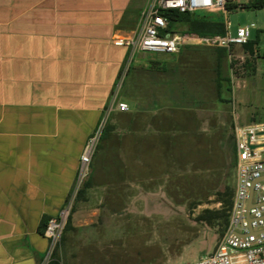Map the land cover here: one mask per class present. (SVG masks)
Returning a JSON list of instances; mask_svg holds the SVG:
<instances>
[{
	"label": "crops",
	"instance_id": "1",
	"mask_svg": "<svg viewBox=\"0 0 264 264\" xmlns=\"http://www.w3.org/2000/svg\"><path fill=\"white\" fill-rule=\"evenodd\" d=\"M145 4L0 0V264L43 263L44 224L65 204L116 93L128 110L109 115L87 194L124 196L138 168L157 180L159 166L170 164L165 151L170 136L183 135L172 124L188 108V81L175 63L114 41L131 35ZM67 244L58 249L62 264Z\"/></svg>",
	"mask_w": 264,
	"mask_h": 264
},
{
	"label": "rangeland",
	"instance_id": "2",
	"mask_svg": "<svg viewBox=\"0 0 264 264\" xmlns=\"http://www.w3.org/2000/svg\"><path fill=\"white\" fill-rule=\"evenodd\" d=\"M206 16L225 23L222 12ZM227 18L232 34L249 27L253 39L259 35L257 48L263 54L264 9H228ZM185 50L180 58L148 53L165 65L175 63V74L180 72L188 81V108L176 110L172 124L182 128L183 135L170 136L165 151L172 161L159 166L157 180L138 168L126 180L124 196L86 191L75 203L72 225L77 229L67 235L64 264H186L215 249L217 229L197 218L206 209L221 207L217 193L226 184L235 186L234 143L229 140L234 114L241 123L264 122V57L256 58L255 74L245 75L232 94L228 59L221 67L225 80L219 92L218 50Z\"/></svg>",
	"mask_w": 264,
	"mask_h": 264
},
{
	"label": "built area",
	"instance_id": "3",
	"mask_svg": "<svg viewBox=\"0 0 264 264\" xmlns=\"http://www.w3.org/2000/svg\"><path fill=\"white\" fill-rule=\"evenodd\" d=\"M249 0H146L139 23L131 35L114 38L116 44L131 48L132 52L177 55L184 48L205 46L225 49L229 64L231 93L245 75L248 59L261 56L255 46L254 54L245 50L251 40L249 27H239L236 34L230 32L227 11L230 7L243 8ZM176 10L193 16L222 12L225 15L222 35L201 37L184 31L181 26L170 27L165 12ZM262 56L264 57V50ZM117 93L110 107L88 138L80 156L78 173L73 187L57 216L48 220L44 236L48 240L46 258L49 264L60 248L63 235L72 215L77 196L90 176L94 154L106 129L111 111L117 108L127 111L126 103H117ZM235 96L233 95V106ZM233 139L235 147V186L229 212V222L215 249L193 263L186 264H264V122L241 123L234 114Z\"/></svg>",
	"mask_w": 264,
	"mask_h": 264
},
{
	"label": "trees",
	"instance_id": "4",
	"mask_svg": "<svg viewBox=\"0 0 264 264\" xmlns=\"http://www.w3.org/2000/svg\"><path fill=\"white\" fill-rule=\"evenodd\" d=\"M237 7V6H236ZM236 7H230L228 9H236ZM246 9H264V0H249V2L243 6ZM165 15L170 19V27L177 28L181 26L184 31H187L192 34H197L201 37L213 36V35H222L225 32L224 24L218 20L211 19L210 17L206 16H193L191 13H179L176 10L167 11ZM259 44V35L256 39H251L248 44L245 45V50L250 53V55L254 54L255 46ZM218 50V87L219 92L220 89L223 87V80L224 77L221 74V67L222 64L227 59V52L225 49H216ZM256 59L253 58L252 60L248 59L246 63V67L251 72V75L255 74L256 71ZM229 83V91L231 92V85L230 80L227 78ZM222 99V98H221ZM223 100V99H222ZM229 140L233 141V133L229 135ZM234 158L232 161V165L235 166V147H234ZM89 187V183L86 182L83 188L80 190L77 201H80L85 193L86 189ZM234 188L231 184H226L224 190H221L217 193V202L221 204L219 209L210 210L206 209L201 214H199L197 220L202 223H206L208 226L217 229L219 237L223 234L224 230L226 229L228 222H229V212L232 204V196H233ZM76 201V202H77ZM75 211V206L73 212ZM72 212V213H73ZM44 224V229H45ZM74 229L72 227V215L70 216L62 241L64 242L67 239V235L70 230ZM62 242V243H63ZM49 264H62L61 258L58 255V250L55 252L52 260Z\"/></svg>",
	"mask_w": 264,
	"mask_h": 264
}]
</instances>
